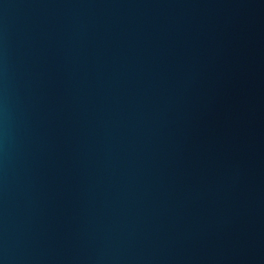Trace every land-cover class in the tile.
Instances as JSON below:
<instances>
[{
  "label": "water",
  "instance_id": "95a60500",
  "mask_svg": "<svg viewBox=\"0 0 264 264\" xmlns=\"http://www.w3.org/2000/svg\"><path fill=\"white\" fill-rule=\"evenodd\" d=\"M0 264H264V0H0Z\"/></svg>",
  "mask_w": 264,
  "mask_h": 264
}]
</instances>
